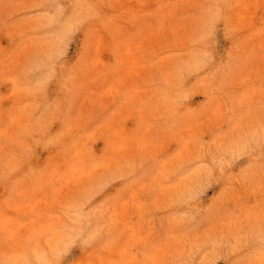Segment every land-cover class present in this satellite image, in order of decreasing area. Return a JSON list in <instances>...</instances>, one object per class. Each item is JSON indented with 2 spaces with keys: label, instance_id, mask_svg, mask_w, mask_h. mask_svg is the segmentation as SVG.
Returning a JSON list of instances; mask_svg holds the SVG:
<instances>
[{
  "label": "rangeland",
  "instance_id": "obj_1",
  "mask_svg": "<svg viewBox=\"0 0 264 264\" xmlns=\"http://www.w3.org/2000/svg\"><path fill=\"white\" fill-rule=\"evenodd\" d=\"M0 264H264V0H0Z\"/></svg>",
  "mask_w": 264,
  "mask_h": 264
}]
</instances>
